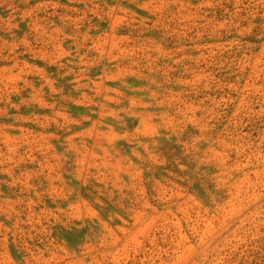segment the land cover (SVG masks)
Here are the masks:
<instances>
[{
    "label": "rangeland",
    "instance_id": "obj_1",
    "mask_svg": "<svg viewBox=\"0 0 264 264\" xmlns=\"http://www.w3.org/2000/svg\"><path fill=\"white\" fill-rule=\"evenodd\" d=\"M0 264H264V0H0Z\"/></svg>",
    "mask_w": 264,
    "mask_h": 264
}]
</instances>
